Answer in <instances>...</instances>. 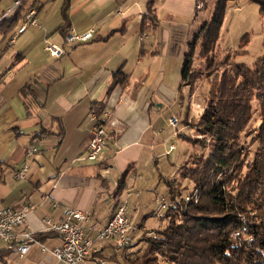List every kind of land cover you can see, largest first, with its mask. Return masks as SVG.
I'll return each mask as SVG.
<instances>
[{
    "label": "crops",
    "instance_id": "crops-1",
    "mask_svg": "<svg viewBox=\"0 0 264 264\" xmlns=\"http://www.w3.org/2000/svg\"><path fill=\"white\" fill-rule=\"evenodd\" d=\"M64 1L44 0L35 9L39 26H29L0 59V203L28 205L24 228L48 235L42 241L48 251L33 246L23 257L0 242V264H61L50 250L62 239L47 231L44 221L60 223L67 208L91 215L89 236L95 239L120 203L114 197L119 182L128 187L154 182L153 175L144 180L145 170H159L161 160L177 151L174 140L186 143L188 123L196 126L205 109L206 90L199 86L190 92L181 81L196 26L186 34L187 46L169 43L164 50L159 42L145 44L148 28L160 27L174 15L183 17L182 7L189 1L69 0V29L95 30L92 40L75 46L65 40L68 28L60 32ZM151 1L154 11L149 14ZM160 5L170 11L163 18ZM46 41L62 46L65 54L51 57L44 49ZM99 103L111 113L106 122L110 139L97 161H82L92 138L91 110ZM173 115L180 120L176 129L168 121ZM32 147L38 151L28 157ZM185 152L183 148L170 163L167 174H159L158 184L173 176L172 166L185 159ZM25 162L27 178L17 180L14 174ZM131 192L128 199L133 198ZM130 204L132 216L141 202ZM110 244L96 242L99 254L88 264L110 254Z\"/></svg>",
    "mask_w": 264,
    "mask_h": 264
},
{
    "label": "trees",
    "instance_id": "trees-1",
    "mask_svg": "<svg viewBox=\"0 0 264 264\" xmlns=\"http://www.w3.org/2000/svg\"><path fill=\"white\" fill-rule=\"evenodd\" d=\"M17 1L19 5L7 14ZM68 1L62 5V33L70 28ZM195 1L202 4L204 16L198 17L196 9L197 25L182 67V86L190 92L200 75L197 60H204L207 69L218 65L213 56L227 12L240 0ZM248 1L264 15V0ZM44 4L0 0V59L11 49V39L28 13ZM153 11L151 1L148 13ZM237 56L213 78L211 74L204 79L209 85L205 109L193 127L202 137L196 140L200 153L190 155L173 176L161 180L167 205L146 218L159 221L149 229L156 235L131 234L132 241L118 254L113 250L102 254L106 264H264V55L253 66L237 62ZM91 111L100 117L105 106L95 104ZM126 188L125 181L119 183L114 192L117 202ZM47 236L36 235L41 243Z\"/></svg>",
    "mask_w": 264,
    "mask_h": 264
},
{
    "label": "built area",
    "instance_id": "built-area-1",
    "mask_svg": "<svg viewBox=\"0 0 264 264\" xmlns=\"http://www.w3.org/2000/svg\"><path fill=\"white\" fill-rule=\"evenodd\" d=\"M19 3L20 1H17L15 6H13L7 14L11 13ZM201 6L202 4H198L197 7L200 8ZM25 21L26 22L11 39L12 43L16 41L18 36L24 33L29 26H39L35 9L28 13ZM94 35V29L84 32L69 29L65 34V40L69 45H83V43L92 40ZM44 49L51 57L56 59L65 54V50L62 46L50 41L45 42ZM1 81L2 79L0 76V83ZM110 118L111 113H107L106 111L100 117L93 112L91 116L92 138L86 156L81 159L82 161L95 162L103 153V149L106 148L110 139L109 129L106 125V122ZM168 121L169 125L174 129L178 127L180 122L175 115L170 117ZM37 151V147H32L28 151L27 156L29 157ZM28 172L29 166L25 162L15 172L14 177L17 180H24L27 178ZM160 201L159 213L165 210L167 205L165 198H161ZM28 210L29 206L25 204H23V206L21 205V207L13 208L0 203V242L4 243L9 249L16 248L21 257L25 256L33 246L41 247L44 252L48 251L47 247L37 240L35 234L30 233L24 228ZM130 210V202L120 201L110 221L102 230L98 231L95 239L89 236V232L92 229L90 228L89 230L88 227L91 222V215L87 213L67 208L64 212L63 220L60 223H54L46 219L44 222L47 231L56 233L62 239V244L52 248L50 254L61 264H88L92 258L91 256L98 253V249L95 248V243H107L109 241L116 242L114 252L118 254L121 249L128 246L130 241H132L131 234L137 232V226L132 225L130 221ZM86 226L88 228H86ZM95 264H106V262L98 258Z\"/></svg>",
    "mask_w": 264,
    "mask_h": 264
},
{
    "label": "rangeland",
    "instance_id": "rangeland-1",
    "mask_svg": "<svg viewBox=\"0 0 264 264\" xmlns=\"http://www.w3.org/2000/svg\"><path fill=\"white\" fill-rule=\"evenodd\" d=\"M164 1L165 0H156V3H162ZM170 1H168L169 3L167 8L171 4ZM186 1H189V3L187 4V6L185 5L184 7H182L185 12V15L182 14L183 17L178 18L177 15H174L175 19L172 18L173 20L170 19L166 22H163L160 27L151 26L150 28H148L147 33L149 36V41L145 42L146 45L159 42L163 46L164 50L169 48V43L172 44L171 46H174L175 44L187 46L186 34L197 24V21H195V13H197L196 9H198V17L204 16V10H201L202 6L198 8L194 0ZM160 7L163 11L160 9ZM159 9V15L162 18L164 17L163 14L165 13V11H169L168 9H165V7H162V5L159 6ZM168 13H170V11ZM242 38L244 39L242 40ZM142 39H146L145 34ZM263 43L264 15L260 14L259 6L257 4L249 2L248 0L238 1V3L227 12L224 26L222 28L221 42L218 45L217 50H215L214 52L213 57H215V60H217L218 65H216L214 68L207 69L204 66V60H201L202 62L197 60L195 67L197 69V72L200 73V75L193 90H196V88L200 86L202 87V91L204 92V90H206L209 86L208 83L204 81L206 76L212 74L210 78H213V76L216 74L215 72L217 70V73L223 71L226 67L224 66V63H226V61L227 63H230L232 61V57H235L236 55H238L236 57L237 62L245 63V65L248 66H253L254 63H256V61L264 55ZM205 94L204 100L206 97ZM178 126H180V122ZM193 127L195 126H189V131L184 136L186 137V139L184 138L186 141L187 138L189 140L187 142L184 140L186 142L185 144L181 141H173L177 147V151L174 152L169 158L166 156L164 159L161 160V163H159L158 165L159 170L155 166L151 167L148 171L145 170V172L143 173L144 180L148 181V179L151 178V175H153L152 178L155 177L154 182H149L151 184H148V187H141V183L143 181H140L138 185H135L133 187L127 186L122 195L119 197V200L123 202L128 201L130 203H136L138 200H140L141 202V208L139 210L136 209L132 216L130 215V221L132 225L137 226V232L135 233L136 237L138 236L146 238L144 236L152 234L156 235L155 233H153L152 230L149 229L157 227L159 221L156 220L154 217L149 219L146 218L148 216H151V213L158 214L160 208L157 209V207H160V199L166 197L163 183H157L159 174L165 175L168 173V169L171 168V166H169L170 163H174L175 158L179 154H181L183 148H185L186 150L185 159H183L182 161L180 160V162H178L179 165L172 166L173 174L175 173V171H177L180 166H182V164L185 163L186 159H188L190 155L192 156L193 153L195 155H198V153H200L198 152L196 146V140L201 139L202 137L195 133L196 131L193 129ZM155 183L158 184L156 189H154L153 191L150 190L152 184ZM131 190L133 191V198L128 199L127 193L128 191L131 192ZM140 223H142L143 227L139 225ZM107 243L115 245L116 242L109 241ZM110 247L112 248V246ZM112 250L115 251V249L113 248ZM99 259L104 260L102 255Z\"/></svg>",
    "mask_w": 264,
    "mask_h": 264
}]
</instances>
